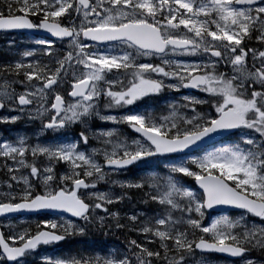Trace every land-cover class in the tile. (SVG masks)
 Wrapping results in <instances>:
<instances>
[{
    "label": "snow or ice",
    "instance_id": "6c2138e0",
    "mask_svg": "<svg viewBox=\"0 0 264 264\" xmlns=\"http://www.w3.org/2000/svg\"><path fill=\"white\" fill-rule=\"evenodd\" d=\"M13 30L47 35L39 50L0 65V109L20 113L0 123L26 114L41 131H80L52 144L0 141L8 176L0 215L69 213L76 221L41 219L34 232L6 225L0 264H30L40 246L92 229H127L144 242L43 255L41 264H191L197 251V264H208L207 253L264 264V47L249 44L264 46V0H0V31ZM65 82L68 103L57 91ZM181 88L205 98L162 95ZM94 118L114 127L93 130ZM134 164L145 174L111 179ZM131 190L157 209L111 211L132 200Z\"/></svg>",
    "mask_w": 264,
    "mask_h": 264
},
{
    "label": "rangeland",
    "instance_id": "374dc122",
    "mask_svg": "<svg viewBox=\"0 0 264 264\" xmlns=\"http://www.w3.org/2000/svg\"><path fill=\"white\" fill-rule=\"evenodd\" d=\"M5 40L8 41V42H6V43H4V44H2L0 46V65H4V64L13 62L17 58L16 53L18 51H23V50L28 49V48H35V49L39 50V48L41 47V45L37 44V40H39V39L36 40V39L30 38V37H21V36L17 35V36H14V37H10L9 36ZM66 43H67V41H65V45H66ZM65 45H61V48L65 47ZM154 58L155 57L151 58V60L153 62H157V61L154 60ZM205 58H207V57H205ZM176 59H180V60H184V61H195V60H198V56H196V57H193V56H178V57H176ZM67 90H69V83L68 82L63 83V85L57 89V91L62 96H64L65 103L70 102V99H71V98L67 97V95H66V91ZM183 90H184V88H181L179 92H174V91L173 92H169L168 90H165V92L162 95L164 97L169 98V99H176V100H179V98L181 96H183V95L196 96L194 94H187ZM200 95H205V94L201 93ZM196 97H198V96H196ZM199 98H201V97H199ZM149 103L156 104L158 110L163 108V102L162 101L157 103V101L153 100V101H149ZM101 107H102V103H101ZM11 112H13V111H11ZM29 121H31V120H29ZM34 122H39L40 123L39 120H35ZM89 123H90L91 127L93 128V130H95L97 128H102L103 126H109L110 125V123H104V122H101L100 120L95 119V118L93 120H91ZM12 124H14V123H9V126H8V128L11 130V135H12L11 142L14 141L13 137H16L17 139L19 138V135L16 133L17 129H14V128H12L10 126ZM40 125H41V123H40ZM74 127L75 126H73L72 128L68 129L70 132L65 133V136H66L67 140H75L76 139L77 134L80 131V127H78V129H75ZM37 129L38 128L36 127V130ZM119 130L127 137H134L135 136V134H133L130 129H127L123 125L119 126ZM54 133H55L56 137H54L52 139V141L50 143H47V144H52V143H56L58 141H62L61 135H62L63 131L62 130H60L58 132L54 131ZM36 143H41V142L37 141ZM36 143H32V144H36ZM89 146H98V145H96V142L94 140L90 139ZM63 168H64L63 165H58L57 166V171H62ZM132 168L133 167L129 168L130 170L127 171V172L122 171L119 175H113L111 177V179H116V180H134L137 177H139L140 175L145 174L142 171V166L138 167L136 165L134 167L135 169H132ZM184 179H185V181H186V183L188 185H191L192 187H197L195 185V182L193 180H191V178H184ZM108 187H109V185L105 184L103 182L98 184V186H97L98 190H100V191H105V190L108 189ZM116 191H120V189L117 188ZM131 192H136V190H131L130 193ZM109 207H110L111 211H118L120 213L121 217H124L127 214H133V213H137V212H147V211L138 210L139 206H138L137 203H134L133 205L130 206L128 204V200H125L123 203H120V204L111 205ZM152 210H153V212L155 211L154 209H152ZM153 212H150V213L147 212V213L149 215H151ZM215 215H219V213H213V216H215ZM206 218L208 220H210L212 217H209V216L206 215ZM48 219H52V218H48ZM39 220H41V219H39V218H32V219H28V218L8 219V220L2 221L0 223V226H3V229H4V231H5V233L7 235L12 231L11 228L6 226V225H9V224L15 225L17 227H28L31 231L34 232L35 231L36 222L39 221ZM59 220H60L59 222H61L62 220H70V219L60 218ZM72 221L75 222L76 220H72ZM126 232L128 233L127 230H126ZM129 234H132L133 239H137L138 242H144V238L142 237L140 239V237L135 232H132V233L130 232ZM74 236H70V237H74ZM70 237H69V240L73 239V238H70ZM149 247H155V245H149ZM77 251H78V249L76 248V245H72L71 249L69 250V252H67L65 255H62V256L76 255V254H78ZM43 255L61 256V255L57 254V248H55L53 246V247H51L49 249H43V250L37 251L35 253V257L34 258H30V264H41L39 257H41ZM257 255H258V253L255 252V251L251 253V256H253V257H256ZM201 258H202L201 254L197 253V255L193 256V258L191 260V264H197V261L200 260ZM203 258L208 261V264H239V260L238 261H227V260H223V259H219L217 257H214L213 255H204ZM262 258H264V257H262Z\"/></svg>",
    "mask_w": 264,
    "mask_h": 264
},
{
    "label": "trees",
    "instance_id": "16d2710c",
    "mask_svg": "<svg viewBox=\"0 0 264 264\" xmlns=\"http://www.w3.org/2000/svg\"><path fill=\"white\" fill-rule=\"evenodd\" d=\"M130 195L132 196V200L128 204L131 206L134 203H137L140 211H147V212H153L152 209L156 210L157 205L149 203V204H143L140 202L139 193L131 192ZM152 206V207H151ZM150 210V211H149ZM207 219V218H206ZM125 230L120 231H112V232H105L98 231L96 229H92L88 231L85 235H75L69 242H66L63 244V248H70L72 245H76V248L78 249L79 254L83 255H89V254H95L101 251V249L106 250H118L122 251L127 243L128 239H133L132 234H129L130 232H126ZM132 233V232H131ZM140 239L142 236H139ZM198 252L195 253L197 255Z\"/></svg>",
    "mask_w": 264,
    "mask_h": 264
},
{
    "label": "flooded vegetation",
    "instance_id": "af4514ba",
    "mask_svg": "<svg viewBox=\"0 0 264 264\" xmlns=\"http://www.w3.org/2000/svg\"><path fill=\"white\" fill-rule=\"evenodd\" d=\"M250 46L260 48L264 47L256 43L255 41L249 42ZM200 59V57H198ZM207 59V58H205ZM215 59V58H212ZM220 71H226V69L221 66ZM2 82V81H0ZM19 86H17V91H21ZM200 93L201 92H197ZM199 95L201 98H205V95ZM203 94V93H202ZM206 108V106H203ZM11 115H20L18 111H13L11 112L9 109L5 108L0 111V118L5 117V116H11ZM9 123H0V141L3 140H8L11 142L12 140V135H11V130L8 128ZM12 128L17 129V134L20 137H24L27 140H29L30 143H36L35 141H40L41 144H47L43 143V140H51L54 137H56L55 133L52 130H47V131H41V125L39 122H34V121H29L26 117V114L19 120H17L14 124L10 125ZM36 127L38 128L36 130ZM16 137H13V140H16ZM31 159V158H29ZM5 163L4 158H0V192L5 191L4 187V181L8 179V176L6 174V169L3 168V164ZM7 163H11V161H8Z\"/></svg>",
    "mask_w": 264,
    "mask_h": 264
},
{
    "label": "water",
    "instance_id": "95a60500",
    "mask_svg": "<svg viewBox=\"0 0 264 264\" xmlns=\"http://www.w3.org/2000/svg\"><path fill=\"white\" fill-rule=\"evenodd\" d=\"M11 32H26V33H31V34H40V35H47L45 34L42 30H13ZM189 90H192V89H189ZM1 110V109H0ZM204 146H207L204 145ZM209 211H212V210H209ZM217 211H219V208L217 209ZM46 213H54V214H64V215H68L71 217V215L69 213H55V212H46ZM23 214H29V213H23ZM32 214V213H31ZM15 215H22V214H16V213H11V214H5V215H0V217H5V216H15ZM72 218H75V217H72ZM0 234H1V231H0ZM218 254V253H217ZM225 258H228V259H238V258H233V257H229L227 256L226 254H219Z\"/></svg>",
    "mask_w": 264,
    "mask_h": 264
},
{
    "label": "bare ground",
    "instance_id": "6f19581e",
    "mask_svg": "<svg viewBox=\"0 0 264 264\" xmlns=\"http://www.w3.org/2000/svg\"><path fill=\"white\" fill-rule=\"evenodd\" d=\"M114 127V125L110 124L109 126H103L102 128H111Z\"/></svg>",
    "mask_w": 264,
    "mask_h": 264
}]
</instances>
